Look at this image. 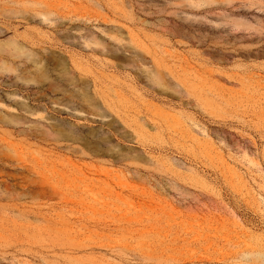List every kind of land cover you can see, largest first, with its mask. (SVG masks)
Masks as SVG:
<instances>
[{"label":"rangeland","instance_id":"374dc122","mask_svg":"<svg viewBox=\"0 0 264 264\" xmlns=\"http://www.w3.org/2000/svg\"><path fill=\"white\" fill-rule=\"evenodd\" d=\"M0 264H264V0H0Z\"/></svg>","mask_w":264,"mask_h":264}]
</instances>
